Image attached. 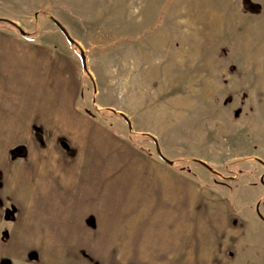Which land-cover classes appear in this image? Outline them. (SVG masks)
<instances>
[{
  "label": "rangeland",
  "instance_id": "rangeland-1",
  "mask_svg": "<svg viewBox=\"0 0 264 264\" xmlns=\"http://www.w3.org/2000/svg\"><path fill=\"white\" fill-rule=\"evenodd\" d=\"M243 1L0 0V19L26 33L0 22V264H264V0H249L257 14ZM48 51L74 61L89 99L78 108L115 147L100 152L111 166H62L78 181L57 197L19 188L49 201L28 204L6 174L26 156L5 136L22 102L7 80Z\"/></svg>",
  "mask_w": 264,
  "mask_h": 264
},
{
  "label": "crops",
  "instance_id": "crops-1",
  "mask_svg": "<svg viewBox=\"0 0 264 264\" xmlns=\"http://www.w3.org/2000/svg\"><path fill=\"white\" fill-rule=\"evenodd\" d=\"M68 48L77 55L69 45ZM46 53L40 52L30 57L26 68L12 66L10 82L7 80L11 97L14 93H18L22 102L19 103V107L16 103L12 104V118L5 130V136L17 140V146H25L26 156L12 161L10 168L6 169V174L12 176V189L19 196L18 200L28 204H43L49 201L39 199L28 202L24 193L19 195V188L26 186V188L41 189L45 192L43 194L51 191V198L57 197L56 190L74 189L78 181L77 176H71L67 180L62 179L60 176L62 166H111L110 163L101 160L100 152L104 142L111 143L115 147V141L110 138V134L104 132L101 135L92 117L83 115L78 108V103L83 105L89 99L86 98L88 90L86 92L85 85H81L84 84L83 77L77 84L74 61L63 60L64 65L61 66L62 61L53 51ZM83 95L85 100L81 101ZM34 129L41 132L44 138L43 146L36 142ZM60 140H67L69 150L59 146ZM99 178L100 176L97 180ZM27 182H32V185H26ZM63 193L67 194V192ZM69 193L75 194L73 191ZM64 203L66 204L67 201ZM232 221L237 224V221ZM229 223L231 220H228V225ZM223 224L226 225V220ZM221 226L222 220L217 226L218 229ZM22 229L28 231V226L24 225ZM229 229L230 227H227V230ZM42 241L45 243L44 239ZM176 245L179 249L180 242H176ZM29 246L26 247L27 251ZM262 247L264 248V244ZM15 248L16 246L10 250L24 251L20 247ZM9 254L12 257L11 253Z\"/></svg>",
  "mask_w": 264,
  "mask_h": 264
},
{
  "label": "trees",
  "instance_id": "trees-1",
  "mask_svg": "<svg viewBox=\"0 0 264 264\" xmlns=\"http://www.w3.org/2000/svg\"><path fill=\"white\" fill-rule=\"evenodd\" d=\"M242 4H243L244 9H245L246 11H248L249 13L257 14L258 11H259V7H258V5L249 2V0H244V1L242 2ZM36 15H37V13H36ZM49 19L52 21V23L58 25V24H57L58 21H56L53 17L49 16ZM0 22H1V23L9 24V23H7L6 21H4V20H2V19H0ZM9 25L16 29V27H14L13 25H11V24H9ZM69 37H70V36H69ZM67 41H68L70 47H71L73 50H76L77 48H78V50H79V47L77 46V43H76L75 41H73L71 37H70V38H67ZM81 67H82V73H83V76L86 75L88 78L91 79L90 75L87 73L86 68H84L82 64H81ZM93 100H94V97H93ZM109 111H111L112 113H115V112H113L111 109H110ZM117 114H118L120 117H122V118L124 119V121L128 122L127 118L124 117L122 114H119V113H117ZM129 130H130V128H129ZM33 131H34V135H35V137H36V138L39 137V140H38L39 144H42V141H41V139H40V135L38 134L39 131L36 130V129H34ZM131 136H136V135H133L132 133H130V135H129V139H132ZM139 136H140V137L143 136V137H145V138H149V139H151V140L155 143V139H153V137L150 136V135H148V134H142V135H139ZM22 150H24L23 147H16V148L12 149V150L9 152V156H11V158H16L17 156H22V154H20V151H22ZM157 154H158V156H159L160 158H162L161 155H160V153H157ZM174 166H175V165H174ZM7 214H8V212H7ZM29 255H30V254H29Z\"/></svg>",
  "mask_w": 264,
  "mask_h": 264
},
{
  "label": "water",
  "instance_id": "water-1",
  "mask_svg": "<svg viewBox=\"0 0 264 264\" xmlns=\"http://www.w3.org/2000/svg\"><path fill=\"white\" fill-rule=\"evenodd\" d=\"M2 20H4V21H6L7 23H9V24H11V25H13L14 27H16V29H18V32L21 34V35H23V36H25V32L24 31H22L15 23H13V22H11V21H9V20H6V19H2ZM58 25H57V27L59 28V30H60V32L66 37V38H70L69 37V34H68V32L66 31V29L65 28H63L59 23H57ZM80 59H81V61H82V65H83V67L84 68H86V64H85V56H84V54L82 53V52H80ZM114 111V110H113ZM121 114V113H120ZM123 115V114H122ZM125 117V116H124ZM127 124H128V126L130 127V123H129V121L127 122ZM155 150H156V152L157 153H160V155H161V157L162 158H160V159H162L164 162H166L168 165H173V162L172 161H170V160H168V159H166L162 154H161V152H160V149H159V147H158V145H157V141L155 140ZM201 165L202 166H204L207 170H209L210 172H213L212 170H211V168L207 165V164H204V163H201ZM215 173V172H214Z\"/></svg>",
  "mask_w": 264,
  "mask_h": 264
}]
</instances>
